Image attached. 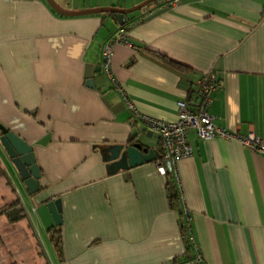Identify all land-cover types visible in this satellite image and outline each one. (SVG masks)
I'll use <instances>...</instances> for the list:
<instances>
[{"label":"crops","instance_id":"obj_1","mask_svg":"<svg viewBox=\"0 0 264 264\" xmlns=\"http://www.w3.org/2000/svg\"><path fill=\"white\" fill-rule=\"evenodd\" d=\"M144 1L53 0L56 11L47 0H0V125L33 148L36 201H59L56 264H264V156L189 132L177 204L154 161L108 174L110 146L136 139L159 153V139L145 135L101 66L103 44L123 27L131 44L114 46L110 73L142 114L175 120L177 102L193 100L195 80L211 70L222 83L211 95L214 124L264 141V0H153L123 24L72 13ZM2 156L14 168L0 145Z\"/></svg>","mask_w":264,"mask_h":264},{"label":"built area","instance_id":"obj_2","mask_svg":"<svg viewBox=\"0 0 264 264\" xmlns=\"http://www.w3.org/2000/svg\"><path fill=\"white\" fill-rule=\"evenodd\" d=\"M116 44L127 46L131 44L123 27H120L116 34L103 44L101 66L108 75L112 87L131 112L132 117L141 122L144 129L150 130L158 136L160 155L154 161L156 169L161 175L171 174L178 190H180V187L178 185L176 161L180 158L192 156L193 147L188 141V133L191 131L194 132L197 138L202 140L215 137L238 140L250 150L264 156V141L259 135L252 131L242 135L214 124L213 116L209 113V106L212 101L211 95L222 87V83L211 70L202 72L195 80V97L193 100L182 99L177 102L178 113L175 120L165 121L142 114L129 98L122 85L110 73L111 57ZM182 211L186 222H188V213L184 205H182ZM200 260L201 256L198 253L194 261L200 262Z\"/></svg>","mask_w":264,"mask_h":264},{"label":"water","instance_id":"obj_3","mask_svg":"<svg viewBox=\"0 0 264 264\" xmlns=\"http://www.w3.org/2000/svg\"><path fill=\"white\" fill-rule=\"evenodd\" d=\"M51 7L59 11V8L53 0H47ZM153 0H145L138 6L129 9L116 7H99L91 10L80 12H72L74 14L85 13H105L113 14L115 20L119 24L126 21V14L139 9ZM71 14V13H70ZM92 87L93 80L87 82ZM146 136H157L150 130L145 132ZM158 137V136H157ZM0 145L2 146L6 156L10 159L15 171L18 174L21 184L26 191L32 196L33 200L39 196L41 192L40 178L41 172L36 163L32 146L23 138L13 131L0 125ZM108 154L104 156L108 174L116 173L120 170L141 165L143 163L152 162L160 154L154 148L148 147L141 140H131L125 144L113 145L108 148ZM32 212L36 213L44 230L49 232L62 225V213L59 209V201L56 199L36 201ZM172 264V263H169Z\"/></svg>","mask_w":264,"mask_h":264},{"label":"rangeland","instance_id":"obj_4","mask_svg":"<svg viewBox=\"0 0 264 264\" xmlns=\"http://www.w3.org/2000/svg\"><path fill=\"white\" fill-rule=\"evenodd\" d=\"M0 163L8 172L6 174L0 168V204L9 202L14 194L15 197H22L24 200L23 193L18 190V183L12 173L14 168L7 162L6 157L2 156ZM9 177H11L12 184L7 182ZM6 195L7 199L2 200L1 197H6ZM10 196L11 198H8ZM23 205L31 216L29 219L31 226L26 222V217L16 222L0 218V264H46V262L56 264L49 232L44 230L37 214L35 212L32 214L31 207L26 200Z\"/></svg>","mask_w":264,"mask_h":264},{"label":"trees","instance_id":"obj_5","mask_svg":"<svg viewBox=\"0 0 264 264\" xmlns=\"http://www.w3.org/2000/svg\"><path fill=\"white\" fill-rule=\"evenodd\" d=\"M161 60L167 64L168 66L176 69V70H181L184 68L183 65L174 62L170 59H167L163 56H159ZM159 157V156H158ZM157 158H155L153 161H155ZM166 176H169V180L167 181V187L169 191V199L172 204H177L178 202V196H177V191H176V186L174 184V179L171 174H166ZM0 214H5V216L8 218L10 222H16L21 218L26 217V214L24 213V208L21 205L20 201L18 198L14 199L12 202L7 203L3 206L0 207ZM60 228L57 227L54 230L49 231L50 235V241L53 242L54 247L57 248L59 251L60 248Z\"/></svg>","mask_w":264,"mask_h":264}]
</instances>
